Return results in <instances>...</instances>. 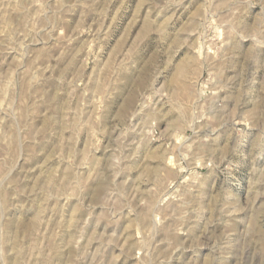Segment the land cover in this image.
Here are the masks:
<instances>
[{"label": "rangeland", "instance_id": "1", "mask_svg": "<svg viewBox=\"0 0 264 264\" xmlns=\"http://www.w3.org/2000/svg\"><path fill=\"white\" fill-rule=\"evenodd\" d=\"M0 264H264V0H0Z\"/></svg>", "mask_w": 264, "mask_h": 264}]
</instances>
